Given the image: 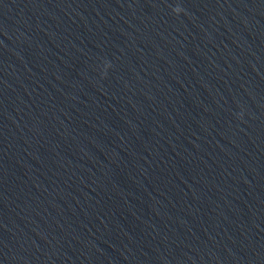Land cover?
Instances as JSON below:
<instances>
[{"label": "clouds", "instance_id": "obj_1", "mask_svg": "<svg viewBox=\"0 0 264 264\" xmlns=\"http://www.w3.org/2000/svg\"><path fill=\"white\" fill-rule=\"evenodd\" d=\"M173 11L178 14L181 11V9L179 7H176V8L173 9Z\"/></svg>", "mask_w": 264, "mask_h": 264}]
</instances>
